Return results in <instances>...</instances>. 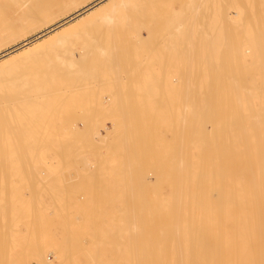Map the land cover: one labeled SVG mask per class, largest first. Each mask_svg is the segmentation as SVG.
Instances as JSON below:
<instances>
[{"label":"rangeland","instance_id":"obj_1","mask_svg":"<svg viewBox=\"0 0 264 264\" xmlns=\"http://www.w3.org/2000/svg\"><path fill=\"white\" fill-rule=\"evenodd\" d=\"M9 1L0 0V34L10 35L15 42L31 37L36 29L50 20L57 22L66 11L60 7L65 0H12L15 4ZM18 1H25L26 8L23 2L19 6ZM41 1L44 5L48 2L49 7L40 5ZM85 1L90 0H75L77 3ZM178 1L155 0L152 4L143 1L138 5L131 2L128 7L131 13L129 9L124 11L131 20L122 17L121 23L118 21L111 25L113 31L109 26L106 30L99 24L94 25L91 31H74L62 37L66 43L62 50L52 47L50 42L13 63L15 71L12 78H15L11 83L14 85L6 82L9 87L4 83V88L0 86L1 95L4 93L0 96V264H175L174 249L169 244L172 241H168L171 238L166 240L170 237L167 223L172 224V221L164 222L166 216L163 213L175 209L171 208L170 199L177 192L173 193V188L184 184V179L180 176V180L176 172L181 162L176 164L177 161L173 160L180 154L175 150L180 147V133L183 149L187 126L192 121L189 116L185 118L181 107L187 95L179 97L182 89L178 85L181 84L179 74H182L183 63L176 56L189 54L192 48L198 50L203 46L207 27L216 16L212 9L218 3H225L224 8L228 12H236L238 18L246 16L244 28L248 33L264 35V0H196L185 10L187 17L182 19L183 25H179L182 35L174 31L178 26L177 20L174 21L173 15L168 18L171 13L166 11L168 6L179 8L175 6ZM242 6L249 16L244 15ZM145 9L149 14L159 11L154 17L149 15L155 21L145 20ZM33 11H37L34 12L36 22ZM26 13L28 17L22 16ZM3 15L5 21L1 20ZM142 16L145 24L150 25L147 27L152 28L148 33ZM168 19L173 20L170 22ZM182 20H179L180 24ZM168 25L174 32L167 31ZM13 29L16 30L13 32ZM24 29L27 30L25 35L21 31ZM15 32L23 36L15 37ZM192 36L198 40L194 46ZM6 45L8 43L0 41V51L5 50ZM5 69L3 67L0 72ZM258 71L255 69L249 76H242L254 85V97H259L264 91V77L257 76ZM182 75L183 84L188 85L184 72ZM6 89L12 94L7 95ZM175 90L179 94H175ZM170 94L176 95L174 99ZM158 99L166 101L162 104ZM180 99L184 100L183 104ZM154 106L158 108L155 111ZM214 114L210 117L213 119L208 120L219 122ZM185 119L189 124L184 122ZM149 121H152L151 127ZM238 121H243V124ZM238 121L241 128L249 124L247 116ZM145 144L150 146L147 148ZM50 149L55 150L54 154ZM168 150L172 153H167ZM167 154L176 158L168 162ZM57 155L62 157L57 159L61 162H54ZM161 158L166 167L162 168L165 162Z\"/></svg>","mask_w":264,"mask_h":264},{"label":"bare ground","instance_id":"obj_2","mask_svg":"<svg viewBox=\"0 0 264 264\" xmlns=\"http://www.w3.org/2000/svg\"><path fill=\"white\" fill-rule=\"evenodd\" d=\"M11 1L12 0H10L9 2ZM15 1L17 2V0H13V2ZM25 1L24 2L22 1V2L24 3L23 5L26 8ZM143 1L149 2L152 4L155 0H90V1H85L82 3H77L75 2V0H65L63 3L60 4V7L66 10L63 14H61V18L59 17L60 20H58L57 22L50 20L47 23L42 24L44 22L42 21L41 23L40 21L42 19L39 18L40 24L44 26H40L42 27L40 29V27L36 25L37 27H39V30L36 29L37 31L33 33L31 37L24 39L20 42L18 41L15 42L14 40H12V37L10 35L3 36V34H0L1 35L0 41L1 42L4 41V43L5 42L8 43V45H6L7 46L6 49L3 51H0V70L3 67L6 68L5 69L6 71L0 72L1 88H4L3 85L5 86L7 85L6 82L8 83L10 82L9 85L11 86L12 84L11 79L14 80L15 78V76L12 78V76L14 75V71H15L13 63L17 59L28 56L34 50L42 46H45V44L50 43V42H52V47L62 50L66 46L65 45L66 43L65 41H63L62 37H64L65 35L71 32H74V31L77 32L78 30H79L78 32H86L89 30L91 31L94 25L96 24L102 25L104 29H106V27L109 26L110 29L112 30L113 27L111 25L113 23H117L118 21L120 22V19L124 18L125 20L128 18L127 12H126L127 16H125L124 11L129 9L128 7H130L129 4L131 2H134V3L136 2L138 5L140 2H143ZM195 1L196 0H179L175 4V6H178L179 8L174 7V6L167 7L166 11H168V13H171V14H168L170 15L168 16V18H170L171 15H173L174 21L177 20L175 22L178 24V26L175 25L176 26L174 27L176 29L174 30L175 32L178 31L179 33L180 31L179 28L181 27L179 25H183L182 19H185L187 17L185 15L187 14L185 10L189 8L188 6L189 4H192V3L195 4ZM224 1L225 0H223V2ZM13 2H11V4H15ZM22 2L18 1L19 6L20 4H22ZM42 2L43 1L40 2V5L43 4ZM196 3L199 4V2H196ZM46 4L48 6L49 3L45 2V5ZM224 4L225 3L223 4L218 3L215 6V8L212 9V11L216 14V16L214 18L215 20L211 22V24L207 27L208 29L206 28L208 31L207 34H206V30L204 29L205 27L203 28L205 31L204 33L206 34L203 40V44H202L203 46L200 47L198 50L192 48L189 51L190 52L189 54L188 53L185 55L179 54L178 56H176V59L177 58L179 60L182 59L181 63L185 65V66L182 65L181 70H182V74L183 72L185 74L184 76L185 81L188 82V85L186 84L187 86L183 84L182 79H181L183 78V75L179 74V76L181 75L179 77L181 84L178 83V85L182 86L181 87L182 89L179 88L181 90L180 92L181 95H179V97L187 95V97L184 96L185 98H187L184 104H183L184 100L180 99L182 100L180 102L183 104V106L181 105V107L184 109L183 112L185 113V118L188 119V116H189V118L192 119V121H190L191 126L186 121V119L184 121L186 124H189L186 130L187 136L184 139V147H183L184 151L181 148L182 143H183L182 142L183 139L181 138L182 136V132H181L180 133L181 135L180 136V141H181L180 147L179 149L177 148L175 149L176 152L178 150L180 154L176 153L178 155L177 159L173 160V161H177L176 164L178 162H181L180 164L178 163L179 165H177L178 167L177 169L179 170H176V172L179 173V177L181 176L184 179V184L179 188H173V193H175V191L177 192L175 196L171 195L170 199L172 200L171 208L174 207L175 209H173V211L172 210L171 211L167 210V212L165 211L166 214L162 212L164 217L166 216L163 219L164 222L166 221L167 223L168 221H172V224L168 222L170 225L167 223V227L169 228V231H170L169 232L170 237L166 238V240L171 238L168 241L169 242L172 241V243L171 242L170 243L168 242V243L170 245L172 244L173 246L175 264H264V115H262L264 113L262 114L259 113V111L264 112V91H262V95H260L259 97H254L255 96L254 90H253L254 85L252 86V84L248 82L247 79L246 81L242 79L243 78L242 76L244 77L249 76L250 73L255 69L259 70L257 76L264 77V35L261 36L259 35L260 33L253 34L254 30L252 31L253 33H248L246 29L244 28L247 25L246 16L238 18L236 12H228L224 8ZM27 5H28L27 7L30 6L29 4ZM45 5L43 7H45ZM208 6H209V2H208ZM255 6H256V3H255ZM60 7H59V10L61 9ZM133 8H134V5H133ZM146 8L149 9L148 7ZM157 8H158V5H157ZM162 8H165V6ZM28 9H29L28 11H30L29 13L32 14V9L30 7ZM137 9L135 8V10ZM209 10H210V6H209ZM253 10L255 9L253 8ZM145 11L146 9L143 10V13H144L143 15L146 18L143 16L142 17H143V20L145 18L147 22H148L147 18H150V16L154 17V14H157L159 12L157 10L158 12L152 11V13L149 14V11H146V12ZM34 12H37V11H33V17H34L33 19H34V22H36L37 19H36ZM246 12L247 11H245L244 12L245 14L244 13L243 14L247 15ZM27 13L22 14V16L27 15ZM129 13H131V11ZM147 13H148V16L150 15L149 17L147 16ZM1 16L2 15H0V17ZM4 18L5 16L3 17V19ZM256 18H255V21H256ZM3 19L1 20L5 21V19L4 20ZM33 19L32 21L31 19L29 21L33 22ZM152 19H151L152 21H155L154 18ZM173 19H170V20H173ZM128 20H131V19L128 18ZM128 20H126L127 23L129 22ZM145 20H144V24H145ZM179 20H182L181 24ZM142 23L143 21L140 22L141 25ZM149 23L151 24V21ZM7 24H9V22ZM33 25H35V23ZM169 25H168V28H166L167 31H169L168 29H170ZM7 26L8 28H10L9 25H6V27ZM10 26L12 27L11 24ZM147 26H150V25L148 23L144 25L146 32L148 33L150 32L151 27L149 28ZM142 27L140 26V29H143ZM3 29H4V26H3ZM134 29L135 28H133L132 30ZM145 29H143L144 32H145ZM171 29L169 33H171V31L174 32L173 27ZM251 29H253V27H251ZM15 30L16 29H13V32ZM21 31H23V34H24L27 30L25 31L24 29ZM182 31H185V30H182ZM233 32H234V35H233ZM1 33H3V31ZM29 33H32V31ZM15 34L17 35V32H15ZM23 34L21 33L20 35H17V36L13 35V36L19 37L21 35L23 36ZM176 34L174 33V35ZM131 35H132V31H131ZM174 35L172 34L173 37H175ZM180 35H182V33ZM196 35L197 34H195V36ZM195 36H192L193 41L191 40L193 46H194V43L198 41L196 39L197 36L196 37ZM201 37H203V35H201ZM175 39L177 38L175 37ZM165 46H167V44ZM172 49H174V47ZM98 50L100 51V49ZM146 52L148 51L146 50ZM170 58H173V57H170ZM210 69H211V72H210ZM181 70L177 69V72L181 73L180 72ZM262 81H264V78H262ZM182 84L185 85L184 89H183ZM9 85H7V87H9ZM12 87L10 88L11 92L14 91L12 90L13 89ZM170 90H173V89H170ZM147 91H148V87H147ZM173 91L171 92L173 93ZM2 92H4V90H2ZM7 92H8L7 95L12 94V93L11 94L9 93V90H7ZM156 92H159V90H156ZM176 92L177 90H175L174 93L179 94V92L177 93ZM168 93L169 91L167 90V94ZM2 95L0 92V96ZM155 95L157 96L158 94L156 93ZM149 96H150V93H149ZM169 96H172V98L174 99L176 95L173 97V94L172 95L170 94ZM164 101L161 100V102L160 101L159 102L162 103ZM153 102L154 101H152V103ZM142 106H143L142 108L144 109V105ZM154 108H153L154 111L158 109L155 106ZM128 113L129 112H127V115ZM214 113H217V114H214ZM213 114L216 115L215 117H218L216 119H218L219 122H212V121L210 122L208 120V118L213 117L212 116ZM121 116L123 115L121 114ZM242 116L244 117L247 116L249 118V124L247 127H244V126L243 128H241L242 126L240 127V125L243 124V121H240L242 122L240 124L238 120L242 119ZM122 119L124 120V117ZM210 119L212 120L213 118H210ZM237 121L240 124L239 126L237 125ZM151 122H150V127H151ZM112 124H115V122H113ZM120 124H124V123H120ZM186 124L184 125L185 127H186ZM182 127H183V123H181V128ZM182 131H184V129ZM14 133H17V132H14ZM122 133H125V132H122ZM11 134H13V132ZM136 134L138 133L136 132ZM150 134L151 133H149V135ZM157 138L159 137L157 136ZM146 141L147 143L148 141L149 143H151L149 139ZM170 141L172 142L173 139L171 138ZM171 142H169L168 145ZM164 144H161V145H164ZM171 145L172 144H170V146ZM149 146L150 145L148 144L147 148ZM151 147L153 146L151 145ZM163 147L165 148L166 146L164 145ZM180 149L181 151H179ZM51 151H53L52 153L54 154L55 150L50 149V152ZM171 151L173 150L171 149ZM166 152L170 153L169 150ZM166 152L164 154H166ZM20 153L22 154L24 152L21 151ZM57 153L59 154L60 152L57 151ZM166 156L167 158H169V160L165 158L168 160V162L172 161L173 158H176L175 155L173 158H170L169 154H167ZM61 158L62 157H60V155H57L56 157H54V159L56 160L54 162H57L58 161L57 159H61ZM70 158H69V161L71 162ZM163 161L164 160L162 159V162ZM58 162H61V160H59ZM167 165L169 164L167 163ZM159 166L161 167V165ZM163 167H166V162H165V165L162 166V168ZM133 171L134 173L136 172L135 170ZM181 177H180V180H181ZM175 183H176V180H175ZM149 225H151V222ZM164 239L165 238H163V240ZM159 242H161V240ZM165 247L166 246L164 245V248ZM171 251L172 250H170V253Z\"/></svg>","mask_w":264,"mask_h":264}]
</instances>
